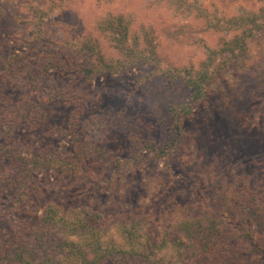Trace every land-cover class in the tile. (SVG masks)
I'll use <instances>...</instances> for the list:
<instances>
[{"label": "rangeland", "instance_id": "rangeland-1", "mask_svg": "<svg viewBox=\"0 0 264 264\" xmlns=\"http://www.w3.org/2000/svg\"><path fill=\"white\" fill-rule=\"evenodd\" d=\"M0 7L1 224L32 230L44 207L54 204L63 212L85 208L106 221L144 217L156 239L174 235L186 218L222 216L233 246L252 257L251 264H264L260 217L245 206L226 211L246 189L264 190V0H0ZM40 11L48 14L36 42ZM106 14L123 15L132 33L151 37L159 64L98 76L84 96L68 93L64 79L44 71L46 60L70 58L71 44L86 35L99 40L107 57L120 59L95 31ZM249 14L260 27L245 51L232 60L217 51L214 66L224 62L220 77L206 87V101L195 103L181 129L173 130L171 109L187 104L192 93L185 69L241 35L230 20L245 16L244 29H252ZM81 99L83 113L74 117ZM72 120L95 148L74 174L40 168L20 191L2 186L17 178L6 159L10 149L27 158L72 156L71 138L62 134Z\"/></svg>", "mask_w": 264, "mask_h": 264}, {"label": "trees", "instance_id": "trees-1", "mask_svg": "<svg viewBox=\"0 0 264 264\" xmlns=\"http://www.w3.org/2000/svg\"><path fill=\"white\" fill-rule=\"evenodd\" d=\"M8 1L10 5L14 4V0ZM47 14L48 11L36 12L37 20L32 31L36 42L42 40L39 24ZM2 15L3 9L0 7V18ZM246 18L252 29H244L245 16L230 20L235 23L236 29H242L241 35L229 42L224 40L219 50L209 51L207 60L197 68L185 69L182 78L192 88V93L187 104L171 109L173 130L181 129L195 103L206 101V87L220 77L224 62L214 66L217 51L221 56L228 55V60L245 51L246 40L260 27L254 14ZM130 25L123 15L113 14H106L95 22V31L119 53L120 59L107 57L99 40L86 35L71 44L73 56L48 58L44 71H51L64 79L68 93L79 90V97L84 96L86 86L98 76L121 73L142 63L158 65L151 37L147 34L142 36L140 32L132 33ZM77 57H82L83 65L78 64ZM83 105L84 99H81L72 111L74 117L83 113ZM62 134L71 138L72 156L58 157L43 153L41 157L27 158L10 149L6 159L17 173V178L8 179L2 186L20 191L30 183L32 172L40 168L74 174L95 148L90 145L85 133L77 129L75 120ZM243 193L238 194V205L226 211L232 213L238 206L247 207L253 217H260L257 226L264 235V190L255 193L254 189H246ZM232 194L236 196L235 192ZM19 197L20 193L16 192L14 198ZM232 202H228V205ZM221 218H186L174 235L161 234L154 239L144 217L117 215L106 221L99 213L85 208L63 212L58 206L47 204L41 212L38 226L32 230L23 224L0 223V264H251L252 257H243L242 251L233 246L231 225ZM240 228L245 237L252 239L248 227L240 225ZM186 250L189 258L185 256Z\"/></svg>", "mask_w": 264, "mask_h": 264}]
</instances>
